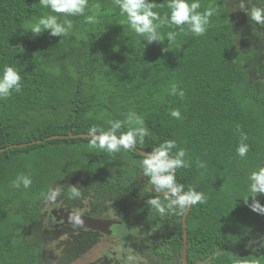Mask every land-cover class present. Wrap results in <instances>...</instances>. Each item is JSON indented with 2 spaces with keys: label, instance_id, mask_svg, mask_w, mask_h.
<instances>
[{
  "label": "trees",
  "instance_id": "16d2710c",
  "mask_svg": "<svg viewBox=\"0 0 264 264\" xmlns=\"http://www.w3.org/2000/svg\"><path fill=\"white\" fill-rule=\"evenodd\" d=\"M155 3L161 16L169 11L166 0ZM200 3L201 12L217 9L204 35L164 26V43L148 45L113 0H89L85 14L96 22L69 17L73 29L62 38L28 31L49 12L38 0H0V70L14 67L22 78L20 92L0 99V264H126L129 256L175 264L184 232L188 264H264V215L244 202L249 174L264 166V24L246 13L264 5ZM169 31L178 33L172 44ZM173 109L180 119L170 116ZM130 112L149 129L132 151L109 154L90 148L89 137H54L70 126L72 134L107 130L109 120L126 121ZM134 126L124 123L121 131ZM166 140L176 142L172 155L186 151L190 165L176 170L177 182L207 200L183 219L146 204L156 193L141 168L143 153ZM241 143L245 157L237 154ZM19 174L31 177L29 188L12 187ZM71 185L79 198L70 197ZM256 199L264 204V195ZM66 210L118 223L104 237L62 224ZM118 226L122 232L114 233ZM112 237L122 254L109 249L86 258Z\"/></svg>",
  "mask_w": 264,
  "mask_h": 264
},
{
  "label": "clouds",
  "instance_id": "9594fccd",
  "mask_svg": "<svg viewBox=\"0 0 264 264\" xmlns=\"http://www.w3.org/2000/svg\"><path fill=\"white\" fill-rule=\"evenodd\" d=\"M38 2L43 9H48L49 12L47 15L37 18L30 25L28 31L32 33L33 37H39L44 32H48L50 36L61 38L69 35L73 29V21L69 17L81 16L84 17L86 23L96 22L95 15L85 14L89 7V0H38ZM113 2L118 6L120 14L126 16L130 30L138 36L144 37V41L148 45L154 42L164 43L165 38L159 31L164 26H175L183 32L186 25L188 31L194 36H202L207 31L210 18L217 11L215 7H208L203 12L199 11L200 0H166V7L169 11L161 16L159 12L154 11L157 6L155 0H113ZM260 4L264 5V0H260ZM240 7L243 9L245 5L241 3ZM246 14L251 21L264 24V6L253 5ZM177 34L175 31L166 33L168 44L175 42ZM162 50L167 52L166 48ZM21 79L20 73L14 67L5 66L0 70V99L8 98L13 91L20 92L22 89ZM171 94H178L181 98L184 96L183 90L178 91L175 87L172 88ZM169 114L175 119L181 118V113L177 109L171 110ZM107 123L110 125L107 130L97 126H91L88 129L90 148L99 149L109 154L118 153L122 149L132 151L138 144H142L144 138L149 134V129L144 126L145 122L134 112L127 115L126 121L109 120ZM124 123L136 126L128 128L127 131H121ZM243 139H247L246 135L243 136ZM176 147L174 140H166L152 148L150 153H143L141 161L143 174L148 178V183L151 186L149 190L156 193L147 199L146 204L161 215L166 213L183 214L189 207L207 202L203 192H198L191 187L185 190L184 185L177 182L176 170L190 165L185 160L186 151L184 149H179L175 155L171 154ZM248 150V145L241 143L237 148V154L240 157H245ZM198 166L204 167L203 163ZM248 181V198L251 197L252 201L249 204L247 198L244 202L251 211L264 215V204L256 199L258 195H264V166L252 171L248 176ZM31 184V177L24 174L17 175L12 181V187L17 189L21 186L27 189ZM69 193L71 198L81 196L76 185L70 186ZM58 194L59 189L52 191L48 194L47 199H55ZM181 250L180 260L176 258L175 264L177 261L184 264ZM153 261L156 264L165 261L166 264V259L158 261V263L157 260Z\"/></svg>",
  "mask_w": 264,
  "mask_h": 264
},
{
  "label": "water",
  "instance_id": "95a60500",
  "mask_svg": "<svg viewBox=\"0 0 264 264\" xmlns=\"http://www.w3.org/2000/svg\"><path fill=\"white\" fill-rule=\"evenodd\" d=\"M73 136L88 137V134H72L71 126H70L69 132L67 135L54 136V137H73ZM1 150L2 149H0V151ZM184 216H185V213L183 214L182 219L184 218ZM61 220H62V224L78 226V227H87L91 231H98L104 235H110L111 234L110 227L113 224L117 223L116 221L110 220V219L108 220V219H101V218H92V217H89L87 215H84L82 213H78L72 210H66L62 212ZM183 231H184V228H183ZM184 237H185V232L183 233V238H182L183 248L181 250V257H182L183 263L187 264L185 261V250H184L185 238ZM200 263L201 262H197L194 264H200Z\"/></svg>",
  "mask_w": 264,
  "mask_h": 264
},
{
  "label": "rangeland",
  "instance_id": "374dc122",
  "mask_svg": "<svg viewBox=\"0 0 264 264\" xmlns=\"http://www.w3.org/2000/svg\"><path fill=\"white\" fill-rule=\"evenodd\" d=\"M120 227L118 226V228L114 227V233H116ZM119 232H122V229H119ZM116 237V236H114ZM112 242V243H111ZM111 248L114 249L116 251V254H122L123 252V248L121 247V243L118 242L117 238H114V242L113 241H109L108 239L102 243V242H99V243H96L95 246H93L89 252H87V257L88 259H94V258H97L99 257L103 252L104 253H107V248ZM130 252V251H129ZM124 260H125V263L126 264H138L139 261H137L138 259L134 257H123Z\"/></svg>",
  "mask_w": 264,
  "mask_h": 264
},
{
  "label": "flooded vegetation",
  "instance_id": "af4514ba",
  "mask_svg": "<svg viewBox=\"0 0 264 264\" xmlns=\"http://www.w3.org/2000/svg\"><path fill=\"white\" fill-rule=\"evenodd\" d=\"M262 79H264V78H262ZM79 213V212H78ZM83 214V213H82ZM85 215V214H84ZM88 216V215H87ZM89 217H91V216H89ZM92 218H98V217H92ZM101 219H108V218H101ZM109 220V219H108ZM110 220H112V219H110ZM80 228H84V229H87V230H90V229H88L87 227H80ZM111 228H112V226H111ZM110 228V229H111ZM112 230V229H111ZM102 235H104V234H102ZM107 236H110V235H104V237H107ZM113 238V237H112ZM114 239V238H113ZM105 241H102V243H104ZM111 250V248H107V251L108 250ZM104 253V252H103ZM135 258H137L138 260L137 261H139V263L138 264H156V262H154L153 260H149V261H147V259L145 258V257H140V256H138V257H134V259ZM161 264H165V261H163ZM176 264H180L179 263V261H177V263Z\"/></svg>",
  "mask_w": 264,
  "mask_h": 264
}]
</instances>
